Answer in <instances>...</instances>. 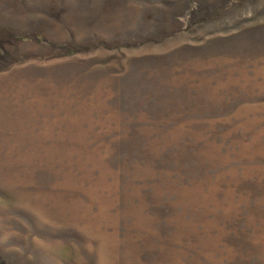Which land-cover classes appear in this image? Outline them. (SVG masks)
<instances>
[{"label":"rangeland","instance_id":"obj_1","mask_svg":"<svg viewBox=\"0 0 264 264\" xmlns=\"http://www.w3.org/2000/svg\"><path fill=\"white\" fill-rule=\"evenodd\" d=\"M0 264H264V0H0Z\"/></svg>","mask_w":264,"mask_h":264}]
</instances>
